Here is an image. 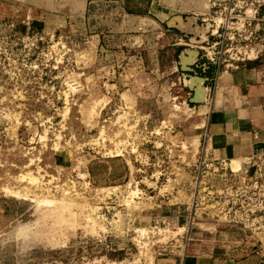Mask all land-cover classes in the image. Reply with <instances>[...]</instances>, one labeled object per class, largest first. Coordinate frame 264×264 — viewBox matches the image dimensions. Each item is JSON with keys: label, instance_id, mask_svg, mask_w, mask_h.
I'll list each match as a JSON object with an SVG mask.
<instances>
[{"label": "rangeland", "instance_id": "1", "mask_svg": "<svg viewBox=\"0 0 264 264\" xmlns=\"http://www.w3.org/2000/svg\"><path fill=\"white\" fill-rule=\"evenodd\" d=\"M173 1L209 29L211 0ZM68 4L0 0V264H177L207 197L176 49L128 69L149 1Z\"/></svg>", "mask_w": 264, "mask_h": 264}, {"label": "crops", "instance_id": "2", "mask_svg": "<svg viewBox=\"0 0 264 264\" xmlns=\"http://www.w3.org/2000/svg\"><path fill=\"white\" fill-rule=\"evenodd\" d=\"M64 1L69 2L70 19L84 20L88 6L126 5L127 0ZM146 4L145 14L134 16L140 17L146 28L141 32L139 28L132 30L131 33H135L129 38L132 43L126 47L130 60L127 68L135 71L146 70L153 63L157 67L166 44L176 49L180 59L184 53L180 46L192 47V42L200 35L182 27V22L187 21L186 9H182L178 1L169 4L165 0H146ZM189 6L194 15L191 17L195 18L193 23L197 24L201 12L194 5ZM56 19L58 21V15ZM177 63L187 89L183 102L197 114H203L197 127L201 154L215 161L243 163L245 158L264 151V55L228 70L217 71L215 65L206 69L192 65L189 74L203 78L205 98L200 103L191 102L194 91L188 85L189 79L186 72H182L180 61ZM199 226L203 232L194 233L192 243L177 259V264H261V258L252 252L237 229L223 224L220 219L205 221Z\"/></svg>", "mask_w": 264, "mask_h": 264}, {"label": "built area", "instance_id": "3", "mask_svg": "<svg viewBox=\"0 0 264 264\" xmlns=\"http://www.w3.org/2000/svg\"><path fill=\"white\" fill-rule=\"evenodd\" d=\"M263 7L264 0H211L213 13L202 18L208 19L209 29L192 42H197L192 47L198 51L192 65L203 69L215 65L217 71L228 70L264 55ZM232 164L202 154L196 167L206 180V204L200 208L204 214L202 223L220 219L237 229L264 264V151L245 158L237 167ZM192 189L194 203L199 190L194 186Z\"/></svg>", "mask_w": 264, "mask_h": 264}, {"label": "water", "instance_id": "4", "mask_svg": "<svg viewBox=\"0 0 264 264\" xmlns=\"http://www.w3.org/2000/svg\"><path fill=\"white\" fill-rule=\"evenodd\" d=\"M186 19H189V17H187ZM188 21V20H187ZM192 28V27H191ZM190 53H194L195 54V57L198 56V51L197 50H186L184 51V54L186 56H189ZM183 54V53H182ZM181 54V55H182ZM192 63L193 62H187V61H183V59L181 58L180 56V64H181V69H182V72H186V76L187 78L190 80L191 78H194L198 81L201 82V87L198 88V86L196 84L194 85H191V84H188L189 87L194 91V95L193 97L191 98V102H194V103H200V102H203L204 101V87L202 85V81H203V78L202 77H199V76H196V75H191L189 74V72H191V66H192Z\"/></svg>", "mask_w": 264, "mask_h": 264}, {"label": "bare ground", "instance_id": "5", "mask_svg": "<svg viewBox=\"0 0 264 264\" xmlns=\"http://www.w3.org/2000/svg\"><path fill=\"white\" fill-rule=\"evenodd\" d=\"M195 21V18H193V17H189V19H188V21H185L184 20V22H182L183 24H182V27H184L185 29H191V25H192V23ZM195 27H197V26H195ZM195 27H193V28H195ZM196 29V30H195ZM194 30H195V33L197 34V33H202L201 31H199V30H197V28H195ZM200 30H201V28H200ZM204 34V33H203ZM190 54H192L193 56H186L184 53L181 55V58L183 59V61H187V62H193L195 59H196V57H195V54L194 53H190ZM192 57H193V59H192ZM188 83L189 84H191V85H193V84H195V83H197V86H198V88H200L201 87V83H200V81H198V80H196V79H194V78H191L190 80H188ZM189 110H190V108H189ZM238 166V165H237ZM237 166H234L233 165V167H237Z\"/></svg>", "mask_w": 264, "mask_h": 264}]
</instances>
